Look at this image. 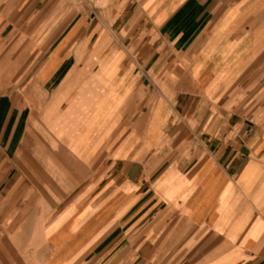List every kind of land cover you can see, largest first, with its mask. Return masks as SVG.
Wrapping results in <instances>:
<instances>
[{"label": "crops", "instance_id": "crops-1", "mask_svg": "<svg viewBox=\"0 0 264 264\" xmlns=\"http://www.w3.org/2000/svg\"><path fill=\"white\" fill-rule=\"evenodd\" d=\"M0 264H264V0H0Z\"/></svg>", "mask_w": 264, "mask_h": 264}]
</instances>
